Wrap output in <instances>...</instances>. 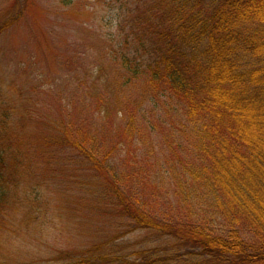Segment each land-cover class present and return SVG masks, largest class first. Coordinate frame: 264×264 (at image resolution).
<instances>
[{"label":"rangeland","instance_id":"374dc122","mask_svg":"<svg viewBox=\"0 0 264 264\" xmlns=\"http://www.w3.org/2000/svg\"><path fill=\"white\" fill-rule=\"evenodd\" d=\"M145 1L150 0H74L68 4L62 0H0V24L17 18L0 33V108L9 102L17 108L26 132L35 130L36 135L42 129L47 132L55 122L82 124L110 150L108 164L102 165L105 176L126 182L130 195L134 193L150 213H168L176 219L196 214L211 218L210 205L202 207L196 199L204 192L192 187L195 181L182 168L190 160L188 154L176 157L172 153L182 129L191 132L194 126L178 112L168 116L167 94L154 102L145 78L124 86L127 66L115 57L121 54L114 55L122 50L140 62L148 60L136 35L141 22L149 18L150 6ZM189 2L191 7L196 4ZM177 4L160 0L157 6L172 15ZM160 41L156 37L153 44L165 50L167 45ZM263 61L251 60L244 68L260 66ZM95 85L110 102H116L110 106L109 118L105 109H98ZM133 118L136 129L130 136L126 122ZM163 119L172 120L175 126H162ZM31 152L27 161L33 160L35 177L26 174L28 182H22V176L21 188L8 196L9 206L16 202L18 211L10 216L0 213V264H63L61 251L93 244L102 245L103 252H122L133 262L186 252L174 239L151 230L122 235L126 227L113 211L90 204L97 196V185L88 171L76 166L58 173V162L49 167L51 160L43 156V147ZM4 166L8 170L13 166L9 156ZM52 169L59 178H46Z\"/></svg>","mask_w":264,"mask_h":264},{"label":"trees","instance_id":"16d2710c","mask_svg":"<svg viewBox=\"0 0 264 264\" xmlns=\"http://www.w3.org/2000/svg\"><path fill=\"white\" fill-rule=\"evenodd\" d=\"M159 1H145L149 18L136 32L148 60L140 62L122 50L114 55L121 54L115 57L127 66L124 86L145 78L154 102L167 94L168 116L178 112L194 126L191 132L182 129L172 153L188 154L190 160L182 168L195 181L192 187L204 192L196 199L202 207L210 205L211 218L150 213L134 193L130 195L126 182L105 176L102 165L108 164L110 150L101 138L69 121L53 126L49 122L48 131L42 129L38 135L35 130L26 132L17 108L9 102L0 108V213L10 216L18 211L16 202L9 206L8 196L21 188L22 176V182H28L26 174L35 177L33 160L27 157L43 147V156L51 160L48 166L58 162V173L76 166L90 173L97 185L90 204L113 211L126 227L122 235L147 229L187 248L185 253L133 262L122 252H103L102 245L93 244L61 251L63 264H264V61L244 68L251 60L264 59V0H195L194 7L189 0H172L178 3L172 15L159 10ZM16 21L13 16L0 24V33ZM156 37L167 45L165 50L153 44ZM93 93L99 111L105 109L109 118L116 102H110L97 85ZM134 124V118L126 122L130 136ZM164 125L175 126L170 119H163ZM8 156L13 161L10 170L4 166ZM55 169L46 178L58 177Z\"/></svg>","mask_w":264,"mask_h":264}]
</instances>
